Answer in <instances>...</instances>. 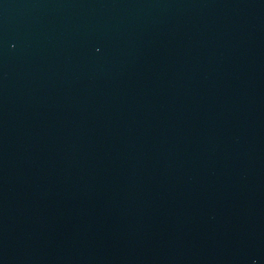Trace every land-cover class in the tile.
Segmentation results:
<instances>
[{
	"label": "water",
	"instance_id": "1",
	"mask_svg": "<svg viewBox=\"0 0 264 264\" xmlns=\"http://www.w3.org/2000/svg\"><path fill=\"white\" fill-rule=\"evenodd\" d=\"M0 264H264V0H0Z\"/></svg>",
	"mask_w": 264,
	"mask_h": 264
}]
</instances>
